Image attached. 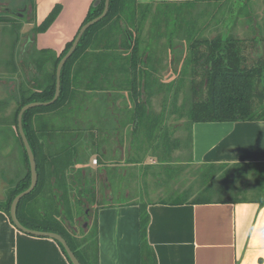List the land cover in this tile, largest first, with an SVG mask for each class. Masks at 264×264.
Wrapping results in <instances>:
<instances>
[{
	"label": "crops",
	"instance_id": "1",
	"mask_svg": "<svg viewBox=\"0 0 264 264\" xmlns=\"http://www.w3.org/2000/svg\"><path fill=\"white\" fill-rule=\"evenodd\" d=\"M24 1L0 2L7 12L9 7H18ZM29 1V9L33 10L31 19L26 21L23 15H17V28H9L10 35L14 37L3 41L8 43V47L14 48L18 42H22L19 34L24 31L23 25H28L32 28L31 34H27L23 42L30 46V39L38 49L51 48L53 45L49 34H65L66 40L91 3V0ZM136 2L149 5L206 3L211 19L207 30L209 36L230 33L240 39L253 38L255 44L251 48L260 53L264 50V0H234L232 3L230 0ZM56 3L62 6L57 18L46 31L34 35V26L46 17ZM241 11L245 13L241 14ZM245 18L249 21L242 20ZM68 19L72 20L69 26ZM130 109L132 113L131 105H114L108 117L99 108L95 112V120L93 116L85 120L86 114L82 116L78 112H71L61 120V113L53 117L54 126L62 130L60 133L64 142L80 141V153L77 158L73 156L77 162L74 168L67 171L66 181L70 183L73 176L82 177L85 178L82 182L87 186L92 179L91 184L97 181L98 185L94 184L97 189L103 187L98 191V198L109 197L88 222L89 230L94 219L96 221L98 264H141L140 205L145 206L149 218L146 241L154 252L156 264H264V118L195 122L189 128L190 143L186 144L185 154L184 139L178 137L177 132L174 137L167 133L159 134L161 131L158 129L163 130L167 125L164 127L162 123L160 127L156 126V136L151 137L146 134V122L133 124L132 121H123L121 114L130 112ZM202 164L244 169V175L233 184L239 194L225 196L226 202L208 203H193L195 196L190 195L195 191L188 197L171 199L147 196L171 184L178 187L181 193H185L189 185L197 190V173L188 181L183 176V169L185 165L186 168L196 167L198 170ZM3 180L5 186L12 181L0 173L1 184ZM51 182H55V179ZM222 182L225 183L218 180V183ZM112 183L126 187L125 196L131 198L123 202L114 201ZM248 183H251L250 187ZM49 191L48 188V196ZM51 210L54 212V206ZM73 229L75 235L81 234L76 226ZM0 264L70 262L55 240L18 230L7 214L0 210Z\"/></svg>",
	"mask_w": 264,
	"mask_h": 264
},
{
	"label": "trees",
	"instance_id": "2",
	"mask_svg": "<svg viewBox=\"0 0 264 264\" xmlns=\"http://www.w3.org/2000/svg\"><path fill=\"white\" fill-rule=\"evenodd\" d=\"M94 1L90 5L82 25L102 12L104 0H99L96 5H93ZM132 1L137 3L135 0ZM126 4L127 0H109L105 17L84 31L75 51L64 63L60 76V94L57 99L49 105H40L28 109L22 117L23 130L36 161L37 183L31 192L19 200L16 208L17 218L27 228L53 231L60 234L81 264H98L96 221L94 219L89 230L88 222L98 207L103 204L98 198V191H101L100 189L103 187L100 186L97 189L93 183L91 184L92 179L85 186L82 182L83 179L85 181V178H77V176H73L70 183L66 181L67 171L74 168L75 162H77L75 160L77 154L80 153V141L68 140V142H64L63 134L60 133L62 130L54 126L53 117L61 113L59 119L61 120L66 118V115L69 116L71 112L73 113L72 109L79 82V78H77L79 75L76 74L73 65L80 57L85 59L92 46L98 41H94L97 35L101 36L102 28L109 24L113 25L123 11L128 8ZM61 9V4L56 3L46 17L34 26L33 34L46 31L59 15ZM5 13V16H0V21H14L16 12L12 7H9ZM123 33L126 39L123 43L121 42L123 45L121 47L128 52L125 54L120 52L122 57L119 56L117 67L131 75L130 98L133 102V112L131 113V110L126 112L129 116L125 118L132 121L133 124L146 122L144 125L146 134L154 137L156 136L155 127L159 123V117L158 114H153L145 107L141 84H139V88L137 86V77L140 75V79L144 78L142 81L145 84L143 85H145L144 88H147V77L155 71V68H151L148 73L147 61L138 55L136 41L132 34L126 28L123 29ZM190 38L189 56L185 66L189 68L191 103L183 112L180 111V115L187 119L185 127L188 135L184 139L186 140L185 144L189 145L190 143L189 128L195 122L264 118L259 109V106L264 108V50L260 53L259 50L251 48L252 44H255V40L253 38L240 39L230 33H216L207 37L190 36ZM73 40L67 43L62 54L54 59V67L48 76V82L45 83L47 75L43 70V61H40V70H43L40 85L29 93H26L24 88L19 87L18 89L19 95L16 99L17 106L13 113V119L16 125V134L22 146V162L25 170L21 176L17 177L16 181H10L7 184L0 197V210L5 212L8 218L12 199L26 189L30 183L28 159L17 131L18 111L24 104L34 101L44 102L53 97L56 66ZM103 40L105 42L99 51H90L89 58H86L85 63L82 64L81 71L84 72L87 87L96 84V88H104L102 83L107 77H110V73L115 68L116 64L113 57L111 58L112 51H110L111 45L115 46V41L110 39V35ZM45 50L40 49L39 53L42 54ZM254 51L257 53L256 56H253ZM32 75L34 76V74ZM107 80L110 90L114 85L118 86V82L113 84L109 83V79ZM109 99L108 97V100H104L105 104H108L104 115L108 117L111 115V108L115 105V102L113 103L115 97H111L112 104ZM47 122H50L49 125ZM163 134H166V131ZM224 167V165L202 164L198 168V195L192 200L193 203L226 202L225 196L233 197L239 194L233 184L237 178L244 175V169H226ZM48 179H50V184ZM54 179L55 182H51ZM218 180L225 183L220 184ZM63 184L64 187H62ZM48 188L50 190L49 196L47 195ZM204 191L209 193L202 195ZM180 201L185 202L187 200ZM53 206L54 212L51 210ZM148 219L145 206L140 205V263L156 264L154 252L146 241ZM73 226L78 228L79 233H81L79 236L75 235ZM85 227L86 230H84ZM57 244L69 261L62 246L58 242Z\"/></svg>",
	"mask_w": 264,
	"mask_h": 264
},
{
	"label": "rangeland",
	"instance_id": "3",
	"mask_svg": "<svg viewBox=\"0 0 264 264\" xmlns=\"http://www.w3.org/2000/svg\"><path fill=\"white\" fill-rule=\"evenodd\" d=\"M18 1L22 2L24 0ZM233 1L230 0L231 3ZM92 2L93 0H91L90 5ZM127 5L128 8L123 11L122 15L113 25L109 24L102 28L101 36L99 37V34L97 35L94 41H98L90 49L92 52L99 51V48L105 42L103 39L109 35L110 39L115 41V46L111 45L110 51H112L111 58L113 57L116 65L110 73V77H107V79H109V83L115 84V82H118V86L114 85L115 87L113 86L112 90H110L107 79L102 83V86H104L102 89L96 88V84H93L92 87L86 86L87 80L84 78V72L81 71V67L83 62L85 63V59L89 58V51L85 59L80 57L73 65L75 66L73 68L76 74L79 75L77 77L79 78V82L77 84V94L72 111L73 113H81L82 116L86 114L87 118L85 120L91 119L92 116L94 117L93 120H95V112L99 108L103 112L106 111L108 104H105L104 100H108L109 97V101L112 104V96L115 97L113 103L115 102L116 107L118 105L122 107L125 105L133 106L130 98L131 75L126 74V71L118 69L117 67L119 56L121 55L120 52H124V54L128 52L121 47V42L123 43L126 39L123 33V29L126 28L136 41L138 55L147 61L146 68L148 69V73L151 71V68H155V71L147 77V88H144V78L142 81L140 75L137 77V86L139 88V84H141L140 88L143 92L145 107L153 114H158L159 123L157 127H160L162 123L164 127L167 125L163 130L162 128H157L159 132L161 131L159 134L162 135L166 131L167 134L174 137L177 132L178 137L182 136L185 139L188 135L187 128L185 127L187 119L185 116L180 115V111L183 112L191 103L189 68H186L185 63L189 56L188 46L191 42L190 36H209L207 30L211 19L207 4L149 5L139 2L135 4L132 0H127L126 7ZM4 10L0 2V16H5L6 13ZM87 11L81 16L75 30L69 34L66 40H64L65 34L60 35L57 32L50 33L49 38L52 40L53 46L51 48H41L47 50L42 54L39 53L40 49L33 45L29 47V43H24L27 39V34L30 35L32 30L28 25H23L24 31L19 34V40H22V42L24 40V42H18L14 48L8 47V43H4L3 41L4 39L7 40L14 37V35H10L11 29L9 30V28L11 26L13 30L17 28L19 18L15 15L13 18L14 21H0V101H2L0 104V173L3 174L5 179L10 178L12 181H16L17 177L21 176L25 170L22 162V146L16 134V125L13 119V113L17 106L16 99L19 95L18 89L19 87L24 88L26 93L36 89L40 85L39 82L42 79L41 75L43 70H45V74L47 75L45 83L49 81L48 76L52 73L54 59L56 56L61 55L67 43L74 39L85 20ZM23 13L25 16L23 20L30 18L31 13ZM242 13H245V11H241ZM249 19L252 18L250 17ZM249 19L245 18L242 20L249 21ZM68 21L69 26L72 24V20L68 19ZM256 54V51H254L253 56H256ZM41 56L43 58H40ZM40 61H43L42 71L40 70L41 66H39ZM21 66L23 70H21ZM259 109L262 111L261 115H264V108H260L259 106ZM128 116L129 114L127 115L126 113L121 114V119L125 122L130 121L125 118ZM185 142L186 140H184ZM184 143L183 148L186 154L187 145ZM195 168H186L184 165L183 176L189 179L188 181L196 175L197 170ZM94 184L98 185L97 181ZM247 185L250 187L251 183ZM4 187L5 181L3 180V183H0V197L4 193ZM111 188L113 190L111 194L114 201L123 202L131 198V196H125L124 189L126 187L124 188L123 185L119 186L118 184L112 183ZM173 190H177L178 192ZM194 191L195 193L190 195V197L198 195V190H195L192 185H189L185 189V193H181L178 187L175 188L171 184L169 187L164 186L162 191L151 193L147 196L171 199L180 196L188 197ZM207 193L209 192L204 191L202 195H207ZM100 199L102 203H107L109 197H102Z\"/></svg>",
	"mask_w": 264,
	"mask_h": 264
},
{
	"label": "water",
	"instance_id": "4",
	"mask_svg": "<svg viewBox=\"0 0 264 264\" xmlns=\"http://www.w3.org/2000/svg\"><path fill=\"white\" fill-rule=\"evenodd\" d=\"M98 2H99V0H95L93 4L96 5ZM108 6H109V0H104V7H103L102 12L98 16L88 20L87 22H85L83 25L80 26L76 36L74 37L72 44L70 45V47L68 48L66 53L60 58L57 66H56V71H55L56 81H55V92H54L53 97L50 100L44 101V102L34 101V102H29L27 104H24L19 109L18 114H17V131H18V134L21 138L24 150H25L26 155H27L28 164H29V171H30V183L26 189L19 192L12 199L11 204H10V208H9L10 221L18 230H20L26 234H30V235L38 236V237H48V238H51V239L55 240L56 242H58L62 246V248H63L65 254L67 255L71 264H81V263L78 261L77 257L74 255L73 251L70 249L66 240L60 234L53 232V231H43V230H35V229L27 228L24 225H22L17 218L16 208H17V204H18L19 200L24 195L31 192L37 183L36 161H35V157H34L32 149H31V146L29 144V141H28L26 134L23 130L22 117H23L24 112L27 111L28 109H30L32 107L40 106V105H49L57 99V97L60 94V76H61V69H62L64 63L72 55V53L75 51V49L79 43V40H80L82 34L84 33V31L105 17V15L108 11ZM19 15H23V12H20ZM22 17H24V15ZM128 37H129V35H128ZM6 186H7V184H6ZM6 186L4 188H6ZM84 226H86V224H84Z\"/></svg>",
	"mask_w": 264,
	"mask_h": 264
},
{
	"label": "flooded vegetation",
	"instance_id": "5",
	"mask_svg": "<svg viewBox=\"0 0 264 264\" xmlns=\"http://www.w3.org/2000/svg\"><path fill=\"white\" fill-rule=\"evenodd\" d=\"M29 6H30V1L27 0V1H24L22 5L18 6V7H15L13 8L16 12V15H18L21 11L22 12H27V13H31L32 10L29 9ZM30 10V12H29ZM5 11V10H4ZM29 42H30V46L31 47L33 45V43H31L30 39H29ZM21 70H22V66H21ZM33 72V71H32Z\"/></svg>",
	"mask_w": 264,
	"mask_h": 264
},
{
	"label": "built area",
	"instance_id": "6",
	"mask_svg": "<svg viewBox=\"0 0 264 264\" xmlns=\"http://www.w3.org/2000/svg\"><path fill=\"white\" fill-rule=\"evenodd\" d=\"M93 162H95V160H93Z\"/></svg>",
	"mask_w": 264,
	"mask_h": 264
}]
</instances>
